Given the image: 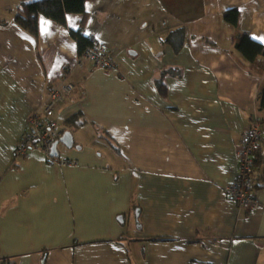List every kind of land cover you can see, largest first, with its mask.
<instances>
[{"label": "crops", "instance_id": "crops-1", "mask_svg": "<svg viewBox=\"0 0 264 264\" xmlns=\"http://www.w3.org/2000/svg\"><path fill=\"white\" fill-rule=\"evenodd\" d=\"M21 4L0 0V264H264V71L224 18L240 9L241 30L264 44V0H88L66 26L42 16L38 37L15 20ZM82 22L116 68L79 55ZM69 81L77 92L54 117L63 129L79 115L75 145L56 160L40 145L16 154ZM254 121L257 207L225 190Z\"/></svg>", "mask_w": 264, "mask_h": 264}, {"label": "trees", "instance_id": "trees-1", "mask_svg": "<svg viewBox=\"0 0 264 264\" xmlns=\"http://www.w3.org/2000/svg\"><path fill=\"white\" fill-rule=\"evenodd\" d=\"M22 4L15 16V20L26 30L32 33L35 37L40 34V18L42 16L48 17L54 22L62 25H68L67 17L70 13H85L86 3L88 0H21ZM225 20L231 24L236 30V49L241 53L244 59L254 65L260 71H264V60L258 58L259 55H264V44L253 39L250 34L241 30L242 22V12L238 8L228 9L224 12ZM8 23L6 19H0V25H5ZM84 22L77 29H71L72 36L76 39L78 43L79 55H87L88 49L96 46L99 42L92 35L85 34ZM110 48V47H109ZM111 52V50H110ZM112 53V52H111ZM95 62V61H94ZM171 73V71H164V75ZM165 86L163 81H158V85ZM159 85V86H160ZM163 87H161L162 89ZM260 107L264 108V92L260 96ZM55 115V114H54ZM79 115L72 117L66 121V127L61 129L62 134L68 130V127H76L83 124V121L77 119ZM259 122V121H257ZM262 124L264 121H261ZM260 123V122H259ZM252 125V124H251ZM262 131L263 126L261 125ZM69 130H72L71 128ZM263 139V138H262ZM60 142V141H59ZM261 142L254 147L253 155V165L252 171L249 173L251 179V185L253 189L255 187H261V177L260 169L262 165L261 157ZM51 160L58 159L57 157L51 156ZM228 194V192L226 191ZM230 195V194H228ZM253 195L256 197V193ZM257 198V197H256ZM4 264H16L11 258H4Z\"/></svg>", "mask_w": 264, "mask_h": 264}, {"label": "built area", "instance_id": "built-area-1", "mask_svg": "<svg viewBox=\"0 0 264 264\" xmlns=\"http://www.w3.org/2000/svg\"><path fill=\"white\" fill-rule=\"evenodd\" d=\"M95 63L103 69L116 68L113 54L109 45L99 42L88 49L86 53ZM76 82H62L55 88H51L48 98L43 105V113L35 112L29 118V129L16 145V154L23 156L29 148L41 146L51 157L52 148L62 137V131L58 120L54 117L55 109L63 97L77 92ZM263 131L261 124L254 121L250 125L241 140L239 172L233 182L226 185L225 190L240 204L252 207L259 205V200L253 195V186L249 173L253 165V149L262 140ZM234 191H233V190Z\"/></svg>", "mask_w": 264, "mask_h": 264}, {"label": "water", "instance_id": "water-1", "mask_svg": "<svg viewBox=\"0 0 264 264\" xmlns=\"http://www.w3.org/2000/svg\"><path fill=\"white\" fill-rule=\"evenodd\" d=\"M59 143H63L67 147H73L75 145L74 144L75 141H74V136H73L72 132L67 130L63 133V136L61 137L60 142H56L52 148V152H51L52 156L59 155V151H58V144Z\"/></svg>", "mask_w": 264, "mask_h": 264}, {"label": "rangeland", "instance_id": "rangeland-1", "mask_svg": "<svg viewBox=\"0 0 264 264\" xmlns=\"http://www.w3.org/2000/svg\"><path fill=\"white\" fill-rule=\"evenodd\" d=\"M246 131V130H245ZM245 131L242 133V135L240 136V140H242V137H243V135H244V133H245ZM59 151L61 152V154H64L63 152L65 151V150H67L68 148L64 145V144H62V143H60L59 144ZM61 156V155H60ZM233 190V189H232ZM234 191V190H233ZM258 206V205H257ZM257 206H254V207H257Z\"/></svg>", "mask_w": 264, "mask_h": 264}, {"label": "bare ground", "instance_id": "bare-ground-1", "mask_svg": "<svg viewBox=\"0 0 264 264\" xmlns=\"http://www.w3.org/2000/svg\"><path fill=\"white\" fill-rule=\"evenodd\" d=\"M63 136V135H62Z\"/></svg>", "mask_w": 264, "mask_h": 264}]
</instances>
